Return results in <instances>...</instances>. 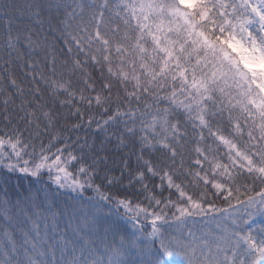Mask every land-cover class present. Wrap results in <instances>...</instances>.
<instances>
[{"label": "snow or ice", "instance_id": "obj_1", "mask_svg": "<svg viewBox=\"0 0 264 264\" xmlns=\"http://www.w3.org/2000/svg\"><path fill=\"white\" fill-rule=\"evenodd\" d=\"M20 16L34 20L35 28L13 30ZM0 20L7 24L0 36V83L17 86L15 66L22 64L35 85L34 100H22L17 110L23 130L8 111L14 101H3L0 118L11 128L0 129V169L33 177L55 170L58 188L77 194L91 188L97 207L113 201L103 188L125 175L122 169L119 178L108 176L112 152L121 154L124 169L135 157L130 183L145 192L149 175L161 180L158 194L136 203L116 199L136 231L103 249L91 231L95 216L81 220L68 211L65 232L53 238L49 225L55 232L63 213H51L49 221L31 201L0 200V264H126L129 249L137 254L134 264H177V256L184 264H264V224L254 227L255 217H264V0H32L24 6L0 0ZM61 37L75 45V59H60L55 40ZM89 63L101 73L99 87ZM77 73L84 88L70 92ZM45 92L52 105L41 103ZM61 94L67 99L59 100ZM57 105L81 122L56 131ZM93 106L99 119L88 115L87 128L95 124L91 142L65 136L81 130ZM189 125L201 135L194 139L195 159L189 154L186 160L181 141L188 133L181 129ZM77 164L75 173L68 171ZM197 217L200 227L190 223ZM68 228L75 239L66 236Z\"/></svg>", "mask_w": 264, "mask_h": 264}, {"label": "trees", "instance_id": "obj_2", "mask_svg": "<svg viewBox=\"0 0 264 264\" xmlns=\"http://www.w3.org/2000/svg\"><path fill=\"white\" fill-rule=\"evenodd\" d=\"M15 2L20 5L24 6L29 2H32V0H15ZM90 2V0H89ZM254 2L258 3L259 0H254ZM31 25L35 28L34 20H29L27 16H20L19 19H16L13 21V30H15L17 27L20 29H23L24 26ZM45 30L47 29V24H45ZM7 28V24L4 20H0V36L3 35L5 32V29ZM57 36L59 37V33H57ZM64 38H59L55 40L56 47L60 50L58 55L60 56L61 60L68 59L71 61V59L76 58V47L74 44L65 45L64 44ZM67 47H72V53L69 54L67 52ZM81 60H84L85 57L83 55L79 56ZM87 71H89L93 79L96 81L97 87H99L101 73L99 70L92 67V65L89 63L86 65ZM30 69L21 65L15 66V78L17 80V86H12L8 81H4L3 83H0V92H3V95H0V113H3L4 111V104L3 101L5 99H10L14 101V103H10L8 105V111L9 113L14 117L13 119V125H18V127L23 130L26 127L25 123L19 122V116L23 115L22 112H18L19 106L21 105L22 100L24 102H27L29 100H34V98L30 95L31 91L34 90L35 85L32 83L30 77L26 76L25 73L29 72ZM65 79H69V77L65 76ZM73 88L69 91H75L77 88L83 89L84 84L80 82L79 80V73H77L75 76L71 77ZM18 89H23V95H21L20 91ZM85 95L94 96L95 94L92 92H85ZM76 95H79V92L76 93ZM67 99L65 94H61L59 96V100H65ZM41 103H46L49 105L53 104L52 99L48 96L47 92H45L42 95ZM79 106V105H76ZM82 111H84L83 108H81ZM29 112L32 111V108L28 109ZM44 111H48L47 108L44 109ZM70 111H73L72 109H69L68 107H61V106H55V113L59 116V124L57 126L56 131H59L60 129L64 127L70 128L71 125L80 123L81 121L75 117L74 115H69ZM37 115H40V112H37ZM88 115H93L97 119H99V109H96L95 106H93L92 110L88 112L84 117L83 120L85 121L84 126L81 128L78 132H65L64 135L68 136L71 135L73 138L76 136H79L81 139L84 137L89 138V142L94 138V132H95V124L91 126V130L87 128L86 121L88 119ZM11 125H5L2 118H0V129L4 131L10 130ZM111 131V130H110ZM181 131H187L188 136L185 140L181 141V144L184 145V152H185V159L187 160V156L191 154L192 158L195 159V153L194 149L197 147V144L194 142V139H198L201 135V132L197 130L196 132L192 131V126L189 125L185 129H181ZM213 131H215V127L213 128ZM2 134V133H0ZM203 136L206 138L208 143L212 142V138L208 133V130L205 129L203 131ZM45 144L48 143V138H44ZM67 143L71 144V141H68ZM62 144H56V147H61ZM202 146V145H201ZM55 151V149H53ZM125 152L128 150L125 149ZM78 154V153H74ZM109 155V167L114 169L113 171L108 172L109 177H120V172L123 169L125 172L123 180L114 181L112 187H105L103 188V191L105 193H110L114 199L111 203L107 201H100L99 202V209L104 212L105 214L110 215L113 218H124L127 221H129L132 225V221L130 217H128L125 214V209L118 205L115 201L116 199L122 198V197H129L133 200L134 203L141 201L144 199L146 195L149 193L155 191L157 194L161 191L160 188H156V185H161V180L159 177H151L148 176L147 179H145L144 183L148 184V191L145 192L142 189V185L140 183L132 182L130 183V176L129 173H131L133 176L136 173V167H135V157H132L131 166L128 169L123 168V161L121 159V154L119 152H112ZM147 158V157H145ZM180 157H177V162L179 163ZM80 165H75V167H69L68 171L75 173ZM187 163L185 164V167H187ZM104 173H101V176H103ZM55 178V170L52 171V175H49L48 170H43L42 174L38 177H33L29 174L20 173V172H14V173H7V170L0 169V200L7 199L10 202V205H15L17 202L21 204V206L27 205L30 201L34 204L39 206V211L49 216V221L51 220V213H63V215H57L56 218V225L57 230L54 232L52 230L51 225H49L48 228V235L55 238L59 233H64L65 229L68 226L69 223V216L68 211L74 212L76 215H79V206H87L86 204H93L96 206V202L98 201L97 194L91 189L86 188V190L82 194L73 193L68 189H60L58 186L53 182ZM177 183L180 181L177 180ZM96 183H100V178H97ZM163 191L164 195H169V189L167 188V182L166 180L163 182ZM256 191H259V188H256ZM172 199L175 200L177 198V194L175 190H171ZM251 194V193H249ZM145 206H147V201H144ZM218 207H225L226 204L222 202V200L216 201ZM80 204V205H78ZM97 207V206H96ZM37 210V209H34ZM67 210V211H66ZM87 214V212H86ZM22 219V218H20ZM4 220L2 216H0V227L4 226ZM41 223V233L43 234L45 228H44V222L40 221ZM142 223L147 224V222L142 220ZM27 227H31L30 224L27 225ZM148 230H150V225L148 226ZM68 238L75 239L73 237L71 229L68 228L67 232L65 233ZM23 239V236L20 231L15 232V240L17 243L21 242ZM5 242V237L2 233H0V247L3 246Z\"/></svg>", "mask_w": 264, "mask_h": 264}, {"label": "rangeland", "instance_id": "obj_3", "mask_svg": "<svg viewBox=\"0 0 264 264\" xmlns=\"http://www.w3.org/2000/svg\"><path fill=\"white\" fill-rule=\"evenodd\" d=\"M80 205V204H78ZM87 206H79V215L80 219L83 220L85 217L91 218L95 216L97 218V223L91 229L94 233L93 239H95L97 245L103 249L106 244L113 241L119 242L120 238L129 237L131 233L135 232L136 229L133 228V225L124 218H113L108 214L102 212L98 207L93 204H86ZM87 212V214H86ZM190 223L194 227H200L202 224L201 218L197 217L194 221ZM264 224V217L257 216L255 217V226ZM173 228L175 225L172 226ZM88 231L89 229H85ZM171 230V229H170ZM115 233V234H114ZM126 264H134L138 260L137 254L134 250L129 249L128 253L124 257ZM177 264H184L183 258L176 257Z\"/></svg>", "mask_w": 264, "mask_h": 264}]
</instances>
